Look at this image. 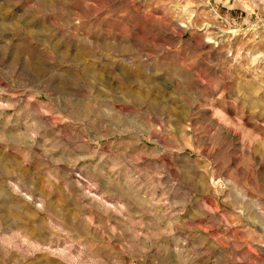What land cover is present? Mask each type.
Instances as JSON below:
<instances>
[{"label":"rangeland","instance_id":"1","mask_svg":"<svg viewBox=\"0 0 264 264\" xmlns=\"http://www.w3.org/2000/svg\"><path fill=\"white\" fill-rule=\"evenodd\" d=\"M0 264H264V0H0Z\"/></svg>","mask_w":264,"mask_h":264}]
</instances>
